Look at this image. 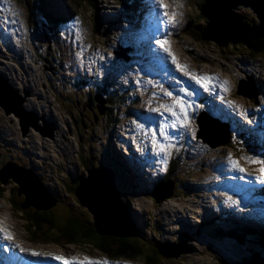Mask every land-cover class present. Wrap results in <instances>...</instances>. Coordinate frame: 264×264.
<instances>
[{"label": "rangeland", "instance_id": "obj_1", "mask_svg": "<svg viewBox=\"0 0 264 264\" xmlns=\"http://www.w3.org/2000/svg\"><path fill=\"white\" fill-rule=\"evenodd\" d=\"M56 1L64 8L67 13L65 18H70L68 21H60V17L52 11ZM89 1L0 0V31L9 43H6L7 47L3 48V45L0 47V68L3 64L5 66L9 64L11 72L21 73L19 76L26 78L29 81L28 85L37 84L36 92L45 95V98L39 100L34 97L38 101V106L33 108L29 101L32 98L31 92L21 81L18 88L7 75L2 74L0 77L8 81L3 84L12 92L17 89L19 95L26 98L24 107L31 112L30 116L34 121L38 119V124L44 127L46 121L54 128L53 132L46 127L49 129L47 132L53 134L43 135L40 130L30 126L28 134L24 136L19 117L14 113H7L0 105V167L6 160L11 159L37 172L49 191L58 196V202L48 210L52 209L55 223L59 226H67L71 215L78 216L86 223L94 222L92 213L80 203L75 191L72 190L74 178L80 174L86 178L89 176L85 164H94L90 168L106 167L109 163L121 167L130 183L126 184L129 187L124 189L125 193L121 189L120 196L125 197L128 193L126 198L130 202L134 216L144 227L141 240L147 244L141 255L135 259L122 258L123 260H119L121 264H147L146 254L154 252L152 245L169 240L174 241L170 244L172 251L177 252L179 249L186 251L187 248L188 251H182L183 253L180 252L178 256L170 258L165 255H154L156 256L154 259L159 260L160 264H233L239 263L241 259L245 260L251 252L237 249L232 235L238 233V228L264 231V187L260 190L262 193L256 191L250 196L246 193L247 187L241 188L236 185L235 189L238 187V190H244L238 195L237 202L247 203L239 208L234 207L232 200L227 202L223 199L230 196V192L215 190L212 194L223 199L222 208H219L217 199L207 196V192L197 191V185L206 184L208 181L214 184L218 183V180H224L223 177L215 179L222 175L219 170L242 171L249 174L247 171L249 167L252 170L251 175L261 182L260 168L264 165L259 162L264 161V130L256 126L258 122L255 121L259 119L258 116H262L261 112L264 113L262 92L264 54L253 57L245 47H241L242 43L220 46L216 41L198 38L200 29L207 27L209 22L200 10L204 0H163L166 8L160 13L159 6L155 3L151 8L143 10H149L147 12L150 15L152 11L155 13L151 17L154 21L157 19L158 31L154 30L152 34L159 36L160 41L166 42L164 48H159L156 44L152 47L150 41L147 42L148 45L145 46L151 50L150 52L154 51L155 55H146L145 63L139 59L141 57L139 53L145 54L146 49L131 44L135 49L133 53H138L139 57L129 53L130 56L125 58L123 50L131 51V47L128 46L130 43L125 44L126 30L132 35L134 24L131 15L129 16L132 11L128 8L129 4L124 7L121 0ZM129 1L134 10L140 6V0ZM235 8L233 11L244 17V20H254L255 26L260 24V19L250 7L238 5ZM173 9L176 14L173 22L169 23L162 15V11L172 16ZM141 22L146 24L143 20ZM253 26L254 24L250 25ZM157 51L162 53L158 54ZM5 53L11 57V61ZM159 56L167 58L170 67L176 70V75L167 70ZM173 56L175 60L172 59ZM13 57L16 59L13 60ZM156 61L157 64L154 63ZM19 63L26 71L29 72L30 65L36 72L28 76V72H25ZM116 64L127 72L115 69ZM177 65L182 68H178ZM155 71L166 73L163 72L161 77L155 74ZM193 76H207L211 79L202 87L192 78ZM189 79L194 80L206 94L199 103L198 100H194L196 98L194 91L186 89L185 81ZM241 80L248 81L249 85H252L253 81L256 88H259L254 98L239 94ZM207 84L212 86L206 87ZM27 90L30 93H27ZM209 94L211 95L209 97L221 104L230 116L215 117L225 124L215 121L218 126L208 121L209 117L213 119L212 116L219 113L218 110H213L214 115L209 112H212L209 107L212 101L207 97ZM100 95L105 101L103 104L96 100L101 97ZM178 100L183 102V110ZM43 105L49 106L47 111L53 110L52 114L56 117H45L42 113L45 119H41L39 111ZM169 108L171 111H168ZM35 109H38V112ZM205 111L209 115L207 123L213 131L217 132L223 125L230 124L229 132L221 130L219 137L225 136L223 139H227L231 133V140L213 146L199 137L198 132L200 133L201 128L198 119ZM248 111L256 116H250ZM134 114L149 122L140 119L136 121ZM157 117L161 118L156 119ZM119 119L121 120L118 121ZM131 120L134 129H137L135 132L140 136L146 135V139L152 145V154L146 152L145 159L139 157L142 155L141 150H136L139 154L136 158L137 153L133 155L132 149L128 150L126 144L122 143L126 125H129ZM262 121L264 123V118ZM152 125L163 128V131L152 130L151 134L154 137L148 135ZM170 127L178 131L176 138L170 137ZM245 127L249 129V135L239 133V128L247 132ZM261 127L264 128L263 125ZM160 137L165 138V141H161ZM251 138L258 141V144H254ZM132 142L137 146L135 138ZM115 149L119 151L118 158L112 156L117 153ZM148 155L153 159H149ZM226 160L229 161L227 170L223 168L228 165L223 163ZM160 163L165 165V172L159 170ZM170 172L173 174L170 178L173 180L175 178L174 182L178 181L181 185L175 183L173 196L162 199L165 192L160 190V187L158 189V186L165 177L161 174L168 176ZM20 176V179L28 184L30 191L33 190V195H39L35 181L26 179L23 174ZM0 183L4 189L0 197V227L12 234L11 242L22 244L29 250L28 252L37 253L38 257H63L66 263L96 264L95 259L98 256L108 258L95 249L93 244L61 243L63 246H60L43 239L41 232L36 231L27 219L28 213L32 210H39L30 205L25 209L26 212H21L20 205L24 204L26 195L19 194L20 186L14 177L2 179ZM154 195L158 196L159 202L155 200ZM201 200L207 202L211 209L204 211L194 207L189 211L194 201ZM245 208H248L246 212ZM166 209L169 212L165 211ZM171 209L177 213L173 214ZM228 210L233 212L230 214ZM187 212L191 224L178 218L180 213ZM243 212L245 216L254 219L256 224L250 223L251 219L242 220L240 216ZM214 215H218L217 219H213ZM195 216L197 224L194 222ZM211 219L214 222L218 220L219 224L216 227L229 232L231 236L224 234L219 236L215 226L213 229L208 227ZM237 219L239 222L235 221ZM178 221H181V224H178ZM52 226L44 223L43 228L50 233ZM232 229L237 231L230 232ZM245 229L241 231H246ZM253 234L247 236V239L252 240H249L250 243H256L257 236ZM210 235L216 238L212 241ZM183 242H186L185 246ZM6 256L8 255L0 251V264L16 263L13 258H17V254L11 253V258ZM102 263L106 264L100 259L98 264Z\"/></svg>", "mask_w": 264, "mask_h": 264}, {"label": "water", "instance_id": "obj_2", "mask_svg": "<svg viewBox=\"0 0 264 264\" xmlns=\"http://www.w3.org/2000/svg\"><path fill=\"white\" fill-rule=\"evenodd\" d=\"M238 5L249 6L253 10V13H256V17L260 19V24L250 27V25L244 23L242 19L245 18L233 11ZM200 10L209 20L207 27L203 28L202 39L205 41L213 40L220 46H223L228 43H249L253 39L264 38V0H204ZM122 53L124 55L125 51ZM0 79V105L5 108L7 113L14 111L21 118L23 135L25 136L29 128L24 122L23 115L25 98H22L15 89L12 92L3 84L7 83V81L2 78ZM239 94L253 97L254 87L252 86V89H250L247 82L241 81L239 84ZM96 100L100 104L105 102L102 97H98ZM37 120H35L33 126L38 130H42ZM206 120H208L206 114L200 116L198 119L199 125L206 124ZM210 123L219 126L215 121H210ZM49 129L54 131L52 127ZM220 132L221 130L217 132L213 131L209 124H207V129L204 128L200 134L206 141L212 143L213 146H218L230 140V136L227 139H223L225 136L220 138ZM47 133V131L42 130L43 135ZM52 134V132L48 133V135ZM21 174L27 177V179H32L33 182L35 181L34 183L36 184V190L39 195H33V190L30 191L28 184H25V181L20 179ZM1 176L4 180L13 176L19 184V194L24 193L26 195V200L22 204L23 208L34 205L38 210H48L57 202V199L52 196L50 197L49 194L46 197L47 191L42 185L41 180L30 169L25 170L16 163L10 162L0 172V180L2 181ZM164 185L169 186V188L162 199L173 195V183L169 181ZM76 196L80 203L92 213L94 217L93 224L100 235H112L122 238H130L138 235V231L135 229L128 214L126 204L120 197L115 174L109 168L89 169V176L80 179V183L76 189ZM157 201H160V199L158 198ZM156 247L166 257L178 256L180 252L185 251V249H179L175 252L161 244H157ZM233 264H264V256L261 252H254L245 262Z\"/></svg>", "mask_w": 264, "mask_h": 264}, {"label": "trees", "instance_id": "obj_3", "mask_svg": "<svg viewBox=\"0 0 264 264\" xmlns=\"http://www.w3.org/2000/svg\"><path fill=\"white\" fill-rule=\"evenodd\" d=\"M121 1L123 2V6L125 7L126 0H121ZM55 13L60 17L59 20L62 22H66L68 21V19H70V18H67V19L65 18L67 13L65 12L64 8L61 6L60 3L58 4V7L55 9ZM243 21L244 23L248 25H251V24L255 25V22L252 19L251 20L243 19ZM202 34H203V29H200V32L197 34V37L201 38ZM242 46L245 47L253 57L261 56L262 54H264V38L253 39L249 43H242L241 47ZM93 165L94 164H90V165L85 164L84 166L85 167L87 166V170H88ZM107 166L115 174V179H117L119 190L121 191L122 189L124 191V189H128L129 186L126 184H129L130 180L124 176V172L122 171L121 167L113 163H109L107 164ZM1 168H2V165L0 167V172H1ZM84 176L85 175L81 174L80 179H83ZM170 176L173 177V174L171 172L167 176V179H169ZM80 179L77 180V182L75 181L72 185V188H73L72 190L75 191V195H76V188L78 186L77 184L80 183ZM175 182L177 185L178 181H175ZM178 184L181 185L179 182ZM3 192H4V189L2 188V185L0 183V197L2 196ZM127 194L128 193L125 194V197L122 196L121 198L124 200L127 206V210L130 213L132 221L134 220L135 222L134 225L137 231L139 232V235H138L139 237L135 236V237H130V238H122V237L112 236V235H100L97 232L92 222L86 223L85 220L79 219L78 216L73 217L72 215H71L70 221L67 222V226H63V225L59 226L57 225V223H55V219L53 217L54 215L52 214V209L51 210H41V211L32 210L30 213H28L27 219L29 223L31 224V226L34 227L36 231L41 232L40 234L43 235V239H46V241H49L53 244L60 245L61 243H63L65 245L66 244L83 245V244L89 243V244H93L95 246V249H97L99 252L104 253L109 259H112V258L135 259L139 255H141L144 247L147 246V244H144L143 240H141V238L143 239L142 235H144V231H143L144 227L141 222L136 220L133 210L130 207V202L126 198ZM20 210L21 212H26L25 209L24 210L22 209V207L20 208ZM44 223L53 225L50 233L46 232L45 228H43ZM217 223H219L218 220H217ZM215 231L217 232L219 236H221V234L227 235L229 237L231 236L229 235V232H225L219 227H216ZM251 233L252 234L254 233L253 235L257 236V240L255 239L256 243H250L249 240L251 239H247L248 238L247 236L251 235ZM210 238L213 241L216 237L213 235H210ZM232 238L235 242V245L238 246L237 249L245 250L246 252L249 251L251 253L254 252L255 250V251H259L262 254H264V231L253 232V231H249L248 229V231H240L238 233H235L234 235H232ZM60 246H63V245H60ZM152 247H154V252H150L149 254L148 253L146 254V256L148 255V257H146V260H148L147 264H160L159 260L156 261L154 259L156 258V256L154 255H158V254L160 256H163V255L159 252V249L156 247L155 243L154 245H152Z\"/></svg>", "mask_w": 264, "mask_h": 264}, {"label": "bare ground", "instance_id": "obj_4", "mask_svg": "<svg viewBox=\"0 0 264 264\" xmlns=\"http://www.w3.org/2000/svg\"><path fill=\"white\" fill-rule=\"evenodd\" d=\"M249 7V6H248ZM147 9V8H146ZM152 10V9H151ZM147 11H149V10H147ZM151 18V17H150ZM153 19V18H152ZM157 19L155 18V21H156ZM21 25V24H20ZM134 29V28H133ZM132 29V30H133ZM127 32H126V36L125 37H127L126 38V41H129L130 42V44H132V45H136L137 43H136V39L135 38H133L132 37V35H130V33L128 32V30H126ZM2 32L0 31V39H2V41L4 40L5 41V43H7L6 42V40L4 39V37L2 36ZM135 36H137V35H135ZM140 43H141V39H140ZM7 44H9V43H7ZM2 46V44H0V47ZM4 48V47H3ZM147 48V47H146ZM9 50V49H8ZM147 50H149V51H151L149 48H147ZM157 53L159 54H161L162 52L161 51H157ZM7 56H8V54L7 53H5ZM155 55V52L153 51V52H149L147 55ZM13 55V54H12ZM9 57V56H8ZM152 58H154V57H152ZM159 58H160V60H161V62L164 64V65H166V67H167V70H171V73L172 74H174V75H176V70L175 69H172V67H170V63L168 62V60H167V58H165V57H161V56H159ZM16 58L15 57H13V60H15ZM133 59V58H132ZM132 59H129V60H132ZM151 59V58H150ZM9 61H11V57H9ZM118 63V62H117ZM147 63V62H146ZM20 65H21V63H19ZM1 65V64H0ZM21 67L22 68H24L22 65H21ZM28 68H29V72L28 71H26V69H25V72H28V76L29 75H31V74H34L35 72H36V70L33 68V67H31L30 65H28ZM115 69H117V70H120V71H123V73H126L127 71L125 70V69H123V68H121V66H119L118 64H116L115 65ZM156 69V68H155ZM138 72V70L137 71H135V73H137ZM164 72V71H163ZM7 75L9 78H11V82L13 83V84H15V85H17V87H18V85H20V81L23 83V86L25 87V88H27V89H29L30 90V92H31V95H32V98L29 100V101H31V103H32V106H33V108H36L37 106H38V101H37V99H35L34 97H37L39 100H44V96H42V95H39L38 94V92H36V89H37V84H34V85H28V83H29V81L26 79V78H22V77H20L19 76V74H21V73H18V74H13L12 72H11V70H10V67H9V64H7L6 66L3 64V66L0 68V75ZM134 74V73H133ZM155 74H158V75H160L161 77L163 76V73H161V72H158V71H155ZM136 75V74H135ZM142 75V74H141ZM130 76V75H129ZM167 77V76H166ZM220 77V76H219ZM133 78V77H132ZM141 78V77H140ZM162 81V80H161ZM166 82V81H165ZM185 85H186V89L188 90V89H191V90H193L194 91V94H198L197 95V97L196 98H194V100H198L197 102H201V100H202V96H204V95H206V94H204V92L202 91V89L198 86V84H196L195 82H194V80H191V79H189V80H186L185 81ZM212 85L211 84H207L206 85V87H211ZM228 87V86H227ZM226 87V88H227ZM19 88V87H18ZM129 88V87H128ZM262 88H264V87H262ZM217 90V89H216ZM29 91L27 90V93H28ZM29 92V93H30ZM215 93L217 94L218 92H216L215 91ZM215 94H212V96H214ZM222 95H224L223 93H222ZM201 96V97H200ZM209 96H211L210 94L209 95H207V97H208V99H210L211 101H212V103L209 105V107L211 108V110H212V112H214L213 110H218L219 111V113H218V117H222V115L224 116V117H226V118H230V116H228L227 115V112L225 111V109H223L222 108V106H221V104H218L216 101H214V99L212 98H210ZM194 97H195V95H194ZM189 99V98H188ZM25 100H26V98H25ZM189 100H191V98L189 99ZM50 103V102H49ZM51 104V103H50ZM228 105H229V107H230V103H228ZM52 106V105H51ZM49 106H47V105H43V106H41V110L39 111V115L41 116V119H45V117H48V116H52V117H54L55 115L54 114H52L53 112V110H50L49 111V109H48V111H47V108H48ZM228 107V108H229ZM36 111L38 110V109H35ZM24 112H23V115H24V122H25V124H27L28 125V127H30V126H33V123L35 122L32 118H31V112L29 111V110H23ZM32 111H34V110H32ZM38 112V111H37ZM249 112V115L250 116H254L255 114L253 113V112H251V111H248ZM11 113H14L15 115H16V113L13 111V112H11ZM42 113H43V115L45 116H42ZM186 113V112H185ZM203 113H205V112H203ZM217 114V113H216ZM17 116V115H16ZM134 117H135V120L137 121L138 119H140L141 121H143V122H149L148 120H144L143 118H141L139 115H137V114H134L133 115ZM17 117H19V116H17ZM56 117V116H55ZM232 117V116H231ZM145 118V117H144ZM161 117H157L156 119H160ZM19 119L21 120V118L19 117ZM48 119V118H47ZM54 119L55 118H53V121H54ZM145 119H147V118H145ZM152 120H154V119H152ZM151 120V121H152ZM210 120H212V119H210ZM230 120V119H229ZM51 121V120H50ZM232 121H234V120H232ZM133 121L131 120L130 121V124L129 125H126V127H127V129H126V133H125V135H123L122 136V139H123V142L122 143H124V144H126V145H131V147H130V149H132V153H133V155L135 154V152H136V150L138 151H140L141 150V154L143 155H140L139 156V154H138V152H136L137 153V155H136V158H137V156H139L140 157V159H145L146 158V152H149V154L152 152V148H151V143L150 142H148V140L146 139V135L144 136H140L139 134H138V132H135V131H137V129H134V125H133V123H132ZM157 122H158V120H157ZM21 123V122H20ZM38 123V122H37ZM139 123V122H138ZM227 125V124H226ZM226 125H223L222 127H221V130H224V132L225 133H228L229 132V130H228V128L226 127ZM153 126V125H152ZM34 127V126H33ZM41 128H42V130H44V131H49V129H47V128H43L42 126H41ZM200 128H201V131L200 132H202L203 131V129L205 128V129H207V124H204V125H200ZM118 130V129H117ZM139 130V129H138ZM124 131V130H123ZM28 132V131H27ZM26 132V135L28 134ZM123 133V132H122ZM178 133V131L177 130H170V137H173V138H176V134ZM137 134V135H136ZM152 135V134H151ZM161 135V134H160ZM152 137H154V135H152ZM199 137H202L205 141H206V139L199 133ZM133 138H135V142H136V144H137V146H135V144L132 142V139ZM149 138V137H148ZM119 140V139H118ZM160 140L161 141H165V138H162V137H160ZM206 142H208V141H206ZM209 143V142H208ZM198 144H200V143H198ZM125 145V146H126ZM197 146H199V145H197ZM134 147V148H133ZM35 148H36V146H35ZM135 150V151H134ZM115 151L117 152V153H115V154H113L112 156H114V157H117L118 158V156H119V151H117L116 149H115ZM114 151V152H115ZM125 151V150H124ZM152 154V153H151ZM121 155V154H120ZM153 157H154V155H153ZM148 158L149 159H153L150 155H148ZM162 159V158H161ZM120 160H121V157H120ZM158 160V159H157ZM232 162V161H231ZM223 163H227L228 165H227V167L226 168H228L229 167V161L228 160H226V161H224ZM124 164V163H123ZM125 166V165H124ZM138 167V166H137ZM219 173L220 174H222V172L219 170ZM237 174H240V175H244V172H242V171H232V172H230V171H226V172H224L223 174H222V176H228V175H231L233 178L234 177H237L236 175ZM245 177H248V179H252L253 178V176L252 175H249V176H247V175H245ZM27 179V178H26ZM219 179V178H218ZM223 179V178H222ZM234 181H239V182H241V184L240 183H238V182H235V183H232V182H230V181H221L220 182V184L218 185V184H210V183H207V184H198L197 186H198V189H197V191H204V192H207L208 194H207V196H209V197H215L216 195H214V194H212L215 190H219V191H231L232 192V194L230 195V196H227V197H223V199H225L227 202H230L231 200L233 201V204H234V207L235 208H239V207H242L243 205H246L247 203H245V202H241V203H238L237 202V198H238V195L241 193V189L240 190H238V187H237V189H235V187H236V185H238V186H240L241 188H244V187H248V184L247 183H245V182H243V181H240V180H234ZM203 185H206L205 187H203ZM137 187V186H136ZM163 187V188H162ZM205 188V189H204ZM160 190H164V192H166L168 189H167V187H165V186H160ZM196 190V189H195ZM261 192V191H260ZM262 193V192H261ZM216 198V197H215ZM217 199V202H219L218 203V206H219V208H222V201H223V199L222 198H216ZM224 203V202H223ZM194 207H196V208H201L202 210H204V211H207V210H209V209H211L209 206H208V204H207V202H205V201H194V204L192 205V207L191 208H189V211H192V208H194ZM248 210V208H245V210H244V212H246ZM165 211H167V212H169L167 209L165 210ZM171 211H172V213L173 214H176L177 213V211L176 210H172L171 209ZM229 211V213L231 214V212H233V210H228ZM244 212L243 213H241V216H240V218L242 219V220H245V219H251V221H249L250 223H253L254 224V222H255V224H256V221L253 219L252 220V218L251 217H249V216H245V214H244ZM264 212V211H263ZM188 213L189 212H187L186 214H183V213H180V215H179V219H183V221H185V222H187V223H190L191 224V220L189 221V218H188ZM236 216H237V214H236ZM236 216H234V217H236ZM199 218V217H198ZM264 222V221H263ZM178 224H181V221H178ZM258 224V223H257ZM179 231H182L181 229H179ZM172 245H168V249H170V247H171ZM2 247H4V246H1L0 248H1V252L2 251H8L9 253H13L14 254V252H12L10 249H8V248H2ZM4 254V253H3ZM10 255V254H9ZM21 258L22 257H20V255H18L17 256V258L16 257H14L13 259L16 261V262H19L20 260H21Z\"/></svg>", "mask_w": 264, "mask_h": 264}, {"label": "snow or ice", "instance_id": "obj_5", "mask_svg": "<svg viewBox=\"0 0 264 264\" xmlns=\"http://www.w3.org/2000/svg\"><path fill=\"white\" fill-rule=\"evenodd\" d=\"M155 4H156L157 6H159V8L162 9V10H164V9L166 8V5L163 3V0H155ZM175 14H176V13H175V9H173V14H172V16H168L166 11H162V15L166 18L167 22H169V23L173 22L174 17H175ZM162 22H163V21H162ZM156 43H157V45H159L161 48H164V44H165L166 42H164V41H160V40H157ZM165 51H168V50L165 49ZM169 55H171L170 52H169ZM172 59L175 60L176 58L173 56ZM177 67H178V68H182V66H180V65H177ZM192 78H193L194 80H196L197 83H200L202 87L205 86V83H206L208 80L211 79L210 77H207V76H193ZM224 83H226V82H224ZM168 95H171V93H168ZM177 102L181 104V107H182V110H183V107H184L183 102H182V101H179V100H178ZM168 111H171V109L169 108ZM173 115H175V112H173ZM259 163H261L262 165H264V161H261V162H259ZM260 172H261L262 175H264V166H262V167L260 168ZM0 234H2L3 237H4L6 240H8L9 242H11L12 239H13L12 234H11L10 232H8L7 230H5L3 227H0ZM20 251H22V252H26V251H29V250H28V249L21 248ZM32 254H33V255H37V253H35V252H33ZM54 259L63 260L64 258H63V257H60V256H56V257H54ZM81 264H83V262H81Z\"/></svg>", "mask_w": 264, "mask_h": 264}]
</instances>
